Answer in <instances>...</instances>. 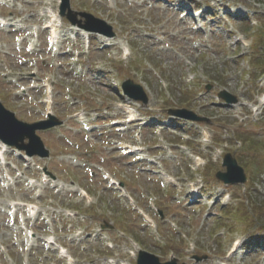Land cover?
Listing matches in <instances>:
<instances>
[{
  "label": "rangeland",
  "instance_id": "1",
  "mask_svg": "<svg viewBox=\"0 0 264 264\" xmlns=\"http://www.w3.org/2000/svg\"><path fill=\"white\" fill-rule=\"evenodd\" d=\"M41 1L20 0L19 9L33 13ZM70 1L73 11L89 12L115 27V39L91 36L96 40L90 59L110 75L100 78V72L70 65L72 52L83 47L82 36L74 34L53 53L46 51V35H40L37 51L42 52L33 55L41 70L36 80L52 77L53 113L65 124L38 132L50 159L6 147V165H0V264H136L140 249L162 263L177 258L187 264H264V78L249 75L251 46L264 25V0H224L223 5L184 0L189 11L209 7L198 21L186 15V8H175L173 0ZM42 24L38 14L27 21L28 26ZM9 34L0 32V76L29 73L33 64L21 68L28 54H7L19 51L6 44L14 39ZM127 79L146 88L147 105L127 102L117 92ZM19 88L0 77V95H9L7 109L28 123L44 119L42 92L14 99L11 92ZM224 90L238 104L220 99ZM121 104L132 105L140 121L125 124ZM183 107L209 119L208 124L169 116V109ZM81 111L90 114L87 123L71 119ZM116 119L121 124L112 127ZM120 141L139 145L143 152L123 157ZM228 153L245 169V184L227 185L216 178L218 171H226L222 162ZM198 155L204 159L200 168L194 162ZM46 167L58 182L50 176L49 182L41 180ZM108 170L152 224L119 197L104 178ZM8 175L12 180L5 188ZM191 184L201 198L188 194ZM80 189L91 194V203ZM18 203L35 205L36 214L30 217ZM104 222L115 229L101 231ZM60 246L70 261L59 256Z\"/></svg>",
  "mask_w": 264,
  "mask_h": 264
},
{
  "label": "water",
  "instance_id": "2",
  "mask_svg": "<svg viewBox=\"0 0 264 264\" xmlns=\"http://www.w3.org/2000/svg\"><path fill=\"white\" fill-rule=\"evenodd\" d=\"M86 18L84 27L86 30L91 32L100 33L108 37H114L115 34L112 31V27L108 26L105 22L100 21L92 17L91 15L82 14ZM75 15L73 16V19ZM123 90L126 95L137 100L148 102V98L143 91L142 87L135 85L131 81L123 84ZM220 97L223 98L229 104H236L237 98L230 95L227 91H222ZM172 114L192 121H203L205 119L199 118L193 112L186 110L172 111ZM55 119L49 123L40 125H26L19 123L13 119V117L5 112L0 105V138L7 144L16 146L20 150H25L29 156L38 155L42 158L49 157V151H47L39 137L36 136L35 131L37 129H48L59 125ZM25 138L29 139V144L25 145ZM224 167L227 168L225 173H218L217 177L223 180L225 183L239 184L245 183L247 181L244 169L238 165L236 159H234L230 154L226 155L223 163ZM200 261V260H198ZM137 264H162L159 259L147 252H140ZM164 264H177L176 260H173Z\"/></svg>",
  "mask_w": 264,
  "mask_h": 264
},
{
  "label": "trees",
  "instance_id": "3",
  "mask_svg": "<svg viewBox=\"0 0 264 264\" xmlns=\"http://www.w3.org/2000/svg\"><path fill=\"white\" fill-rule=\"evenodd\" d=\"M252 48L254 49L253 54L249 56V64L252 66V71L249 75L254 80H260L264 77V25L257 32ZM259 49H262V51H257Z\"/></svg>",
  "mask_w": 264,
  "mask_h": 264
},
{
  "label": "bare ground",
  "instance_id": "4",
  "mask_svg": "<svg viewBox=\"0 0 264 264\" xmlns=\"http://www.w3.org/2000/svg\"><path fill=\"white\" fill-rule=\"evenodd\" d=\"M9 26V25H8ZM57 43H58V41H57ZM132 114V113H131Z\"/></svg>",
  "mask_w": 264,
  "mask_h": 264
}]
</instances>
